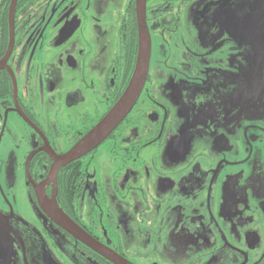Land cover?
<instances>
[{"label":"flooded vegetation","instance_id":"flooded-vegetation-1","mask_svg":"<svg viewBox=\"0 0 264 264\" xmlns=\"http://www.w3.org/2000/svg\"><path fill=\"white\" fill-rule=\"evenodd\" d=\"M210 1H145L136 102L59 166L131 81L138 0H0V264H264V0L240 42Z\"/></svg>","mask_w":264,"mask_h":264},{"label":"water","instance_id":"water-1","mask_svg":"<svg viewBox=\"0 0 264 264\" xmlns=\"http://www.w3.org/2000/svg\"><path fill=\"white\" fill-rule=\"evenodd\" d=\"M145 1L138 0V16H139V53L135 70L131 81L121 96L119 101L108 112V114L96 124L75 146H73L67 153L57 158L59 166L66 165L81 156L87 154L92 149L100 145L110 133L120 124L123 118L128 114L130 109L136 102L142 87L145 83L151 55V38L145 21ZM236 21L239 22V17L235 16ZM236 39V42H240L241 33H229ZM61 217V225L69 228L76 236L82 239H89L85 232L75 225L63 212L61 208H55Z\"/></svg>","mask_w":264,"mask_h":264},{"label":"rangeland","instance_id":"rangeland-1","mask_svg":"<svg viewBox=\"0 0 264 264\" xmlns=\"http://www.w3.org/2000/svg\"><path fill=\"white\" fill-rule=\"evenodd\" d=\"M210 2L212 3V6H215V4L218 3L219 1L211 0ZM241 4H242L241 0H233L231 2V4L229 3L228 6L224 9V10L228 11L225 14V15H227L226 19H232V17L238 16ZM229 26H232L233 29L235 30L234 33H237V32H239L238 29L241 26V24L238 21H235V22L229 23ZM54 252H55V256H54L55 263L57 262V264H61V263L62 264H68V261L64 255H63V257H61L58 255V253H59L58 251H54ZM74 263H75V261L72 258H70L69 264H74Z\"/></svg>","mask_w":264,"mask_h":264}]
</instances>
